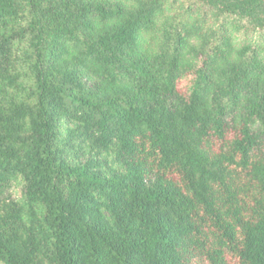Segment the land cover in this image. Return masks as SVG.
<instances>
[{
  "label": "trees",
  "instance_id": "16d2710c",
  "mask_svg": "<svg viewBox=\"0 0 264 264\" xmlns=\"http://www.w3.org/2000/svg\"><path fill=\"white\" fill-rule=\"evenodd\" d=\"M241 30L264 0H0V264H264Z\"/></svg>",
  "mask_w": 264,
  "mask_h": 264
},
{
  "label": "rangeland",
  "instance_id": "374dc122",
  "mask_svg": "<svg viewBox=\"0 0 264 264\" xmlns=\"http://www.w3.org/2000/svg\"><path fill=\"white\" fill-rule=\"evenodd\" d=\"M217 28H219V24H217ZM146 42L151 45L152 42L149 40V37L147 35H144ZM234 37L238 41H249L253 43H264V34L262 33H252V32H246V31H239L238 33L234 34ZM14 195L16 197H20V189L17 187L14 190Z\"/></svg>",
  "mask_w": 264,
  "mask_h": 264
}]
</instances>
